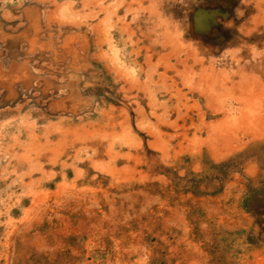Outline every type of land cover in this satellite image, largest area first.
I'll list each match as a JSON object with an SVG mask.
<instances>
[{
    "label": "rangeland",
    "instance_id": "374dc122",
    "mask_svg": "<svg viewBox=\"0 0 264 264\" xmlns=\"http://www.w3.org/2000/svg\"><path fill=\"white\" fill-rule=\"evenodd\" d=\"M0 264H264V0H0Z\"/></svg>",
    "mask_w": 264,
    "mask_h": 264
}]
</instances>
